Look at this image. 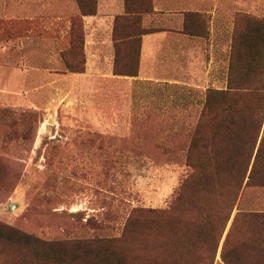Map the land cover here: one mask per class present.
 I'll return each instance as SVG.
<instances>
[{
	"label": "rangeland",
	"instance_id": "1",
	"mask_svg": "<svg viewBox=\"0 0 264 264\" xmlns=\"http://www.w3.org/2000/svg\"><path fill=\"white\" fill-rule=\"evenodd\" d=\"M214 3L212 68L157 80L127 78L138 76L139 65L135 76L83 74L80 12L57 19L46 0H0V227L30 236L0 238V264H53L57 251L67 253L64 264H223L222 255L264 264V216L240 220L225 243L230 220L215 252L217 206L211 201L215 229L193 241L197 195L188 189L176 201L191 171L184 153L195 124L223 118L201 117L204 92L224 89L231 67L249 70L245 83L251 71L264 70V47L255 61L232 48L244 17L264 19V0ZM194 20L202 32L206 21ZM238 201L242 210L264 212V186L245 188ZM242 235L248 248L233 251ZM75 243L91 249L71 262L66 246Z\"/></svg>",
	"mask_w": 264,
	"mask_h": 264
},
{
	"label": "trees",
	"instance_id": "2",
	"mask_svg": "<svg viewBox=\"0 0 264 264\" xmlns=\"http://www.w3.org/2000/svg\"><path fill=\"white\" fill-rule=\"evenodd\" d=\"M76 1L81 14L95 11L96 0ZM151 11L152 0H125V15L115 17L113 31L114 74L126 76L137 74L141 36L149 31L143 27L141 21L143 15ZM243 19H245L247 27L240 32H233L232 48L235 46L245 50L246 57H250L253 61L256 55L258 57L261 53L258 47H264V19L253 17H244ZM73 29L72 26L70 31L72 32ZM184 31L190 33V30L186 28ZM199 33L207 34L203 31H199ZM134 44H136L137 49L135 55H133ZM124 59L132 62L136 72L126 69L128 67L126 62L125 64L120 63V60ZM230 60L234 62L232 51ZM247 71L249 72L248 69H235L233 71L231 67L227 76L226 88L207 89L204 92V101L200 111L201 117L205 114L219 113L223 115V118L207 124L201 119L195 124L184 153L185 163L191 171L182 181L176 198V201L180 202L182 200L181 193L188 189L197 195V201L193 203V206L200 222L194 225L195 230L189 236L190 240L193 241L204 239L207 229H215L211 217L217 220V216L215 213L211 215V201L217 206L218 212L222 216L219 228L215 230V252L230 220L225 243L232 230L238 227L240 220H254L264 216V212L242 210L238 207V198L242 190L254 185L264 186V131H261L264 121V70L260 68L258 71H251L253 78H251L250 83H245ZM256 75L261 78L256 80L254 78ZM207 125L210 128L207 129ZM203 126L206 129L202 128ZM225 187L230 188L231 191L225 193ZM234 209L236 212L232 217ZM259 223L260 228L263 229L264 221L261 220ZM1 228L3 227H0V238L23 242L30 238L29 235L19 233L16 230L10 229V231L4 232ZM248 228L250 231L253 230L251 227ZM210 233H214V231ZM242 236L245 238L242 246L233 248V251L248 248L245 244L246 236ZM90 245L89 243L84 245L75 243L66 246L69 249L70 261L74 260L75 255L79 254V251L84 249L83 247L91 249ZM238 251L236 258L233 259L234 262L240 258ZM59 254L60 256H58V251L54 253L56 258L53 259V264L65 263L63 256L67 253L59 251ZM221 259L223 264H234L224 255L221 256Z\"/></svg>",
	"mask_w": 264,
	"mask_h": 264
},
{
	"label": "crops",
	"instance_id": "3",
	"mask_svg": "<svg viewBox=\"0 0 264 264\" xmlns=\"http://www.w3.org/2000/svg\"><path fill=\"white\" fill-rule=\"evenodd\" d=\"M46 1L52 18L56 16L59 19L60 12L64 15L79 12L76 0ZM214 1L152 0V11L144 14L141 21L149 31L142 34L140 40L139 73L136 77L127 78L152 79L151 76H162L157 80H165L163 76L175 74L179 69L185 74L191 73L198 65L211 69L214 60L213 39L207 36L208 33L212 35L214 29V10L217 8ZM94 8L93 13H80L85 32L86 66L83 74L105 72L113 75L114 20L116 16L125 15V0H96ZM194 19L206 21L201 30L207 34L199 33L198 27L194 28ZM209 19L210 27L207 25ZM185 28L190 33L185 32ZM220 43L222 47L223 42ZM222 51L223 48L221 58Z\"/></svg>",
	"mask_w": 264,
	"mask_h": 264
}]
</instances>
